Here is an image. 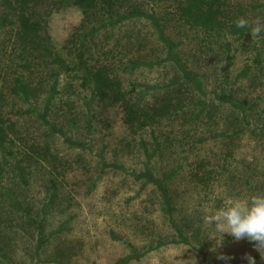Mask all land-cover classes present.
Wrapping results in <instances>:
<instances>
[{
  "label": "rangeland",
  "instance_id": "374dc122",
  "mask_svg": "<svg viewBox=\"0 0 264 264\" xmlns=\"http://www.w3.org/2000/svg\"><path fill=\"white\" fill-rule=\"evenodd\" d=\"M180 1L158 0L154 10L163 17L166 32L178 42L183 59L203 79L211 114L201 119L199 125H165L157 130L161 148L151 167L159 175L175 171L169 181L174 217L190 243L154 247L160 239L177 237L157 190L152 184L135 180L131 174L102 169V160H117L130 171L142 169L145 156L141 140L152 149L151 129L131 132L123 123L119 109L102 111L88 89L81 88L78 80L64 76L50 119L66 136L84 142L86 147L71 146L62 135L52 133L47 141L55 159L49 156L39 162H24L26 182L17 175L15 163L6 165L2 183L13 191L25 209L31 207L37 222L45 214L43 234L48 240L41 257L47 261L37 262L35 257L36 229L0 197V248L7 256L0 257V264H115L130 253V244L141 251L151 249L141 259L128 264H248V256L254 257L256 264H264V248L258 251L254 241L235 240L227 233L221 237L202 227V217L222 206L226 199L264 194V75L252 68L248 76L235 80L236 74L251 64L256 42L251 33L250 37L238 40L231 36L216 38L190 29L175 16ZM229 2L233 6L242 5L251 19L260 18L264 23L261 6L264 0ZM146 8L152 5L146 4ZM81 18V11L74 6L54 12L49 21L54 41L62 44ZM105 34L106 31L101 32L94 43L123 59L140 57L155 61L166 55L146 19L115 28L109 42ZM225 41L231 44L230 62L226 60ZM0 51L5 61L7 51ZM1 58L0 71L4 67ZM225 69H228L227 77ZM121 73L127 84L134 81L146 85L168 83L174 75L170 65L141 66ZM68 82L75 91L66 92ZM222 88L246 98L253 106L245 117L213 98L214 92ZM43 98L35 104L38 108ZM18 103L23 110L29 109L27 103ZM236 127L242 131L233 140V157L226 162L225 138L213 135L222 131L231 133ZM21 128H29L38 135L46 131L32 114ZM202 158L218 170L211 186L192 179V165ZM53 191L57 194L55 201L46 205ZM221 255L227 259H219Z\"/></svg>",
  "mask_w": 264,
  "mask_h": 264
},
{
  "label": "trees",
  "instance_id": "16d2710c",
  "mask_svg": "<svg viewBox=\"0 0 264 264\" xmlns=\"http://www.w3.org/2000/svg\"><path fill=\"white\" fill-rule=\"evenodd\" d=\"M157 2L158 0H0V50L7 51L5 61L1 58L0 51L1 62H4L0 71V197L8 201L20 217H25L29 226L36 229L34 254L37 262L47 261L41 257V251L48 240L43 234L45 214L37 222L32 216L31 207L25 209L13 191L2 183L3 173L7 164L15 163L17 175L26 182L24 162H39L49 156L55 159L47 141L52 133L62 135L71 146L86 147L84 142L66 136L55 121L50 119L56 97L61 94L60 82L64 76L78 80L81 88L88 89L102 111L114 107L119 109L123 123L131 132L151 129L152 149L149 150L146 141L141 140L145 156L142 169L130 171L117 160H102V169L111 168L131 174L135 180L152 184L159 193L163 211L177 237L160 239L154 247L169 243H190L174 217L169 181L175 171L156 174L151 162L161 148L157 130L165 125H199L201 119L211 114L209 93L203 79L179 53L178 42L166 32L163 17L154 10ZM146 4L152 5V8H146ZM68 6L78 8L82 18L65 41L58 44L49 31L50 17ZM261 6L264 7V3ZM175 16L190 29L216 38L231 36L238 40L250 37V32L249 29L235 26L237 18L245 17L253 21L242 5L233 6L229 0H182L175 8ZM137 19H146L153 26L156 38L166 52L163 58L155 61L140 57L123 59L114 53L110 54L103 45L95 44L101 32L106 31L105 40L109 42L113 37L112 30ZM2 33L4 36L1 38ZM224 45L226 60L230 62L233 59L231 44L225 41ZM252 54L251 64L244 66L236 74L235 80L248 76L252 68L264 75V33L259 38V44L255 43ZM155 65H170L174 71L172 80L161 85H146L134 81L125 83L122 71L132 72L141 66ZM225 74L227 77L228 69H225ZM65 88L66 92L76 90L71 82ZM214 93V99L243 117L253 107L246 98L238 97L225 88ZM41 96L45 98L38 108L36 105ZM19 101L27 103L29 109L20 108ZM31 114L41 128L46 130L44 133L38 135L29 128H21V124ZM88 114L90 115L89 111ZM88 126L91 127V120ZM240 131L242 128L236 127L231 133L222 131L213 135L225 138V145L228 146L224 156L226 162L233 157L232 143ZM217 171L208 159H198L192 165V179L204 186H211ZM51 184L55 187V178H52ZM56 196V191L51 192L46 205L52 204ZM130 248V253L120 257L115 264L139 260L151 249L141 251L131 244ZM0 257H7L1 248Z\"/></svg>",
  "mask_w": 264,
  "mask_h": 264
},
{
  "label": "clouds",
  "instance_id": "9594fccd",
  "mask_svg": "<svg viewBox=\"0 0 264 264\" xmlns=\"http://www.w3.org/2000/svg\"><path fill=\"white\" fill-rule=\"evenodd\" d=\"M239 29H249L252 40L259 44V37L264 32V23L260 18L253 21L239 17L235 21ZM202 227L211 229L221 237L227 233L235 240L248 238L254 241L258 251L264 248V194H252L248 197H230L222 206L206 213L202 217ZM219 259H227L221 255ZM248 264H255V259L248 256Z\"/></svg>",
  "mask_w": 264,
  "mask_h": 264
}]
</instances>
